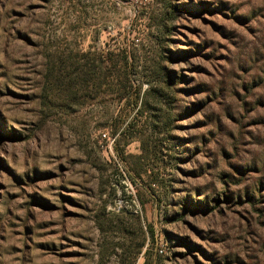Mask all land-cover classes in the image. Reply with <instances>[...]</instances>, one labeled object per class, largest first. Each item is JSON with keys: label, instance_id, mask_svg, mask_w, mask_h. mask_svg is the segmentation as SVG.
Wrapping results in <instances>:
<instances>
[{"label": "rangeland", "instance_id": "1", "mask_svg": "<svg viewBox=\"0 0 264 264\" xmlns=\"http://www.w3.org/2000/svg\"><path fill=\"white\" fill-rule=\"evenodd\" d=\"M0 264H264V0H0Z\"/></svg>", "mask_w": 264, "mask_h": 264}, {"label": "trees", "instance_id": "2", "mask_svg": "<svg viewBox=\"0 0 264 264\" xmlns=\"http://www.w3.org/2000/svg\"><path fill=\"white\" fill-rule=\"evenodd\" d=\"M114 58H112L110 61H112V66L113 69H111L112 73V80L114 78H116V82L110 84V89L113 91L114 94L117 95V97H122V99H124V95H125V91L126 88L128 87V84H126V81L129 82V69L131 68V64H129V57L123 56L121 59L118 60H113ZM118 63H121L122 66L117 68ZM104 64V61L101 60L100 57L93 59V61L90 63H88V67H89V73L92 74V77L94 80L93 81V86H101V84L103 83V81H101V74H103V69H102V65ZM85 76V73L83 72L82 74H80L81 80L83 81V77ZM124 78V79H122ZM167 83L171 84L172 78L167 75ZM85 81V79H84ZM124 81V82H122ZM113 86V87H112ZM149 92H152L153 96L156 97L157 99H160L161 101H164V98H168V96L166 94L163 93V90H151ZM142 152L146 151L144 145H142Z\"/></svg>", "mask_w": 264, "mask_h": 264}]
</instances>
